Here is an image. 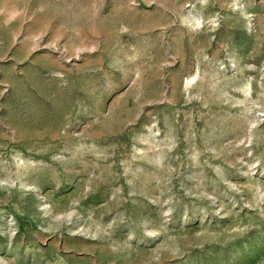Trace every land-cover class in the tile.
<instances>
[{"label":"rangeland","instance_id":"obj_1","mask_svg":"<svg viewBox=\"0 0 264 264\" xmlns=\"http://www.w3.org/2000/svg\"><path fill=\"white\" fill-rule=\"evenodd\" d=\"M0 264H264V0H0Z\"/></svg>","mask_w":264,"mask_h":264}]
</instances>
